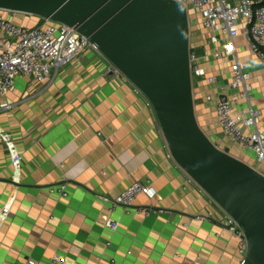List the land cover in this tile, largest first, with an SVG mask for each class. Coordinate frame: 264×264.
<instances>
[{
	"label": "crops",
	"instance_id": "obj_1",
	"mask_svg": "<svg viewBox=\"0 0 264 264\" xmlns=\"http://www.w3.org/2000/svg\"><path fill=\"white\" fill-rule=\"evenodd\" d=\"M0 15L28 26L40 21ZM206 36L201 44L210 53L223 48ZM237 45L242 59L254 61L243 36ZM201 65L216 79L195 84L201 123L224 148L264 170L254 153L223 134L217 106L209 107L233 94L230 64L211 55ZM110 66L87 48L53 81L21 75L0 97V264H240L241 242L225 223L227 213L176 163L149 99ZM250 84L264 130V67L257 62ZM6 137L22 156L18 180ZM135 182L154 195L111 211L109 199ZM4 207L9 214L1 220ZM139 207L154 211L145 216ZM110 220L120 223L116 231Z\"/></svg>",
	"mask_w": 264,
	"mask_h": 264
},
{
	"label": "water",
	"instance_id": "obj_2",
	"mask_svg": "<svg viewBox=\"0 0 264 264\" xmlns=\"http://www.w3.org/2000/svg\"><path fill=\"white\" fill-rule=\"evenodd\" d=\"M0 12L63 23L87 37L149 99L176 163L244 230L240 264H264V170L224 148L198 117L195 14L185 3L0 0Z\"/></svg>",
	"mask_w": 264,
	"mask_h": 264
},
{
	"label": "built area",
	"instance_id": "obj_3",
	"mask_svg": "<svg viewBox=\"0 0 264 264\" xmlns=\"http://www.w3.org/2000/svg\"><path fill=\"white\" fill-rule=\"evenodd\" d=\"M183 2L188 9L201 19V26L208 30L213 45H223L220 50L210 53L204 50L198 55L191 49V71L194 84L207 79L214 82V77H207L201 65L202 59L213 55L222 62L229 63L232 79L227 87L233 91L231 96L217 98V119L223 134L240 146L245 152L254 153L257 160L264 163V130L259 126L261 111L252 105L251 67L259 63L264 67V0H175ZM243 36L254 61L244 60L238 53L237 40ZM98 51L90 40L71 26L49 19H40L34 26L20 24L11 18L0 15V97L16 89V80L25 75L38 82H51L58 72L77 58L85 49ZM109 72L123 75L111 64ZM243 100L246 106L241 104ZM11 104H4V109H12ZM11 158L15 167L16 180L20 174L22 156L6 137ZM67 196L66 184L61 185ZM153 196L149 185L135 182L121 194L109 199L110 210L118 208L130 210L135 207L141 195ZM139 213L150 216L154 209L137 208ZM9 208L4 207L1 220H5ZM225 223L241 242V252L247 253V241L244 230L227 214ZM111 230L116 231L120 223L116 220L107 222ZM29 264H37L30 260Z\"/></svg>",
	"mask_w": 264,
	"mask_h": 264
},
{
	"label": "rangeland",
	"instance_id": "obj_4",
	"mask_svg": "<svg viewBox=\"0 0 264 264\" xmlns=\"http://www.w3.org/2000/svg\"><path fill=\"white\" fill-rule=\"evenodd\" d=\"M190 10L193 11L192 9H190ZM1 13H4V12H0V14ZM4 17H7V16H4ZM20 24H23V23H20ZM23 25H26V24H23ZM192 26L194 28L193 36L195 37V42L194 43H195V46H196L192 50L195 51L198 55H202L204 53L205 47L201 44V42L205 38H207V36H206L207 34L203 31V28L201 26V19H200L199 16L195 15V17L193 19V25ZM197 36L201 37V38L197 39L196 38ZM200 102H201L200 98H197V103L199 104ZM209 107H210V110L213 112L214 111V103H213L212 100L209 102Z\"/></svg>",
	"mask_w": 264,
	"mask_h": 264
},
{
	"label": "flooded vegetation",
	"instance_id": "obj_5",
	"mask_svg": "<svg viewBox=\"0 0 264 264\" xmlns=\"http://www.w3.org/2000/svg\"><path fill=\"white\" fill-rule=\"evenodd\" d=\"M203 31H204L206 34H209V31H208V30L203 29ZM214 105L217 106V100L214 101Z\"/></svg>",
	"mask_w": 264,
	"mask_h": 264
}]
</instances>
